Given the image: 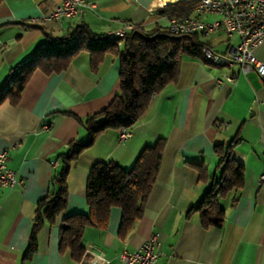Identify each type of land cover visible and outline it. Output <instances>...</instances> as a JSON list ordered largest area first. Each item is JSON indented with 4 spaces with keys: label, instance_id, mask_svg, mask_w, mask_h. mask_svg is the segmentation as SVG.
<instances>
[{
    "label": "crops",
    "instance_id": "obj_1",
    "mask_svg": "<svg viewBox=\"0 0 264 264\" xmlns=\"http://www.w3.org/2000/svg\"><path fill=\"white\" fill-rule=\"evenodd\" d=\"M95 1L94 11L80 17L32 21L52 11L58 0H0V84L39 44L82 22L101 34L126 24L166 29L162 12L150 10L157 0ZM180 7L188 11L185 4ZM201 38L220 53L237 41L220 31ZM254 54L264 61V42ZM118 71L115 55L106 53L93 68L89 53L80 51L59 73L34 71L18 102L0 105V151H7V166L23 179L22 185L0 188V264H79L69 250L60 251L59 229L66 216L88 211L90 167L113 161L129 169L139 151L159 138L165 139V147L143 216L121 237V210L113 207L106 229L86 227L85 248L101 252L108 264H121L120 252L133 251L156 234L155 264H264V84L255 71L243 74L238 65L220 66L191 56L181 58L177 79L151 97L128 139L120 142L119 129H106L78 155L67 177V208L54 223H43L36 251L22 261L36 204L55 189L60 155L72 140L87 139L81 120L106 107L118 93ZM228 75L234 81H228ZM233 140L231 156L244 167V184L221 200L223 224L205 228L197 214L188 212L219 176L215 146ZM193 164L205 165L208 182L199 179Z\"/></svg>",
    "mask_w": 264,
    "mask_h": 264
},
{
    "label": "trees",
    "instance_id": "obj_2",
    "mask_svg": "<svg viewBox=\"0 0 264 264\" xmlns=\"http://www.w3.org/2000/svg\"><path fill=\"white\" fill-rule=\"evenodd\" d=\"M169 2L165 0L163 4L166 6ZM182 4L188 6L189 3ZM180 5L177 8L181 9ZM118 41L121 45H118ZM204 46L198 34H172L158 25L146 29L136 24L123 37L109 38L107 34L93 32L82 22L63 36L39 44L29 58L10 69L0 84V105L6 100L16 104L34 71L59 73L80 51L89 53L93 68L99 65L106 53L115 55L119 60V91L106 107L81 120L87 131V139L72 140L67 151L60 155L62 166L53 180L55 189L36 204V215L22 256L23 262L36 251L37 236L43 223H54L67 208V177L78 155L104 130L130 129L134 126L151 97L177 79L181 58H205ZM234 143L235 140L226 146H215L219 157V176L209 182L206 192L188 212L197 214L205 228L223 224L225 209L221 200L231 192L237 193L244 184V167L231 156ZM164 147V138L144 146L129 169L113 161L94 163L89 169L85 186L88 211L63 218L59 229L60 251L69 250L71 256L80 261L85 252L82 242L84 230L90 225L106 229L113 207L121 210L118 234L125 237L143 216L147 198L157 180ZM193 165L198 170L199 179L208 182L205 165Z\"/></svg>",
    "mask_w": 264,
    "mask_h": 264
},
{
    "label": "built area",
    "instance_id": "obj_3",
    "mask_svg": "<svg viewBox=\"0 0 264 264\" xmlns=\"http://www.w3.org/2000/svg\"><path fill=\"white\" fill-rule=\"evenodd\" d=\"M151 12L160 10L166 20V29L172 34H198L201 37L213 32H223L237 41L229 42L224 52H216L205 45L211 58L224 57L225 66L238 65L240 72L246 74L255 71L264 84V61L258 59L254 51L264 42V0H184L165 6L157 0ZM188 2V11L177 8L181 3ZM96 8L95 0H58L55 8L42 14L35 20L52 21L72 17H80ZM136 24H126L122 28L108 32L110 36L125 35L126 28ZM1 45V44H0ZM230 82L232 75L226 76ZM218 79V83H221ZM131 130L119 129V141L131 136ZM8 153L0 151V188L10 189L22 185L23 179L6 164ZM264 179V174L261 175ZM159 241L156 234H151L133 251L123 250L117 256L121 264H155L158 260ZM92 246L85 248L79 264H108L109 260L101 252H94Z\"/></svg>",
    "mask_w": 264,
    "mask_h": 264
},
{
    "label": "bare ground",
    "instance_id": "obj_4",
    "mask_svg": "<svg viewBox=\"0 0 264 264\" xmlns=\"http://www.w3.org/2000/svg\"><path fill=\"white\" fill-rule=\"evenodd\" d=\"M180 1H184V0H170L168 5H171V4H174L176 2H180ZM168 5H166V6H168ZM107 35L109 36V38H111V37H117L118 38L119 37V36H110V34H107ZM118 45H121V42L118 41ZM203 53H204L205 58L209 62L216 64V65L225 66V58L224 57L211 58L210 55L207 53L205 46L203 48Z\"/></svg>",
    "mask_w": 264,
    "mask_h": 264
},
{
    "label": "rangeland",
    "instance_id": "obj_5",
    "mask_svg": "<svg viewBox=\"0 0 264 264\" xmlns=\"http://www.w3.org/2000/svg\"><path fill=\"white\" fill-rule=\"evenodd\" d=\"M162 1V0H161Z\"/></svg>",
    "mask_w": 264,
    "mask_h": 264
}]
</instances>
